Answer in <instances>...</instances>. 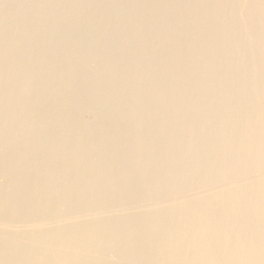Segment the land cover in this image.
Returning a JSON list of instances; mask_svg holds the SVG:
<instances>
[{
    "label": "bare ground",
    "instance_id": "bare-ground-1",
    "mask_svg": "<svg viewBox=\"0 0 264 264\" xmlns=\"http://www.w3.org/2000/svg\"><path fill=\"white\" fill-rule=\"evenodd\" d=\"M0 264H264V0H0Z\"/></svg>",
    "mask_w": 264,
    "mask_h": 264
}]
</instances>
